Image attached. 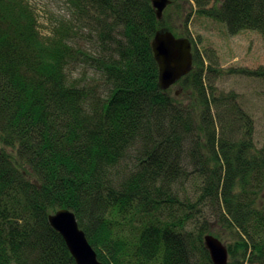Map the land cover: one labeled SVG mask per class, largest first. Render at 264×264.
<instances>
[{"label":"trees","instance_id":"obj_1","mask_svg":"<svg viewBox=\"0 0 264 264\" xmlns=\"http://www.w3.org/2000/svg\"><path fill=\"white\" fill-rule=\"evenodd\" d=\"M67 1L94 37L96 24L94 50L72 44L73 23L42 37L29 2L0 0V264H76L48 222L59 210L103 264H212L206 235L228 241V264H264V144L210 78L215 52L194 47L163 91L151 0ZM171 1L264 38V0ZM81 58L96 86L70 78Z\"/></svg>","mask_w":264,"mask_h":264},{"label":"rangeland","instance_id":"obj_2","mask_svg":"<svg viewBox=\"0 0 264 264\" xmlns=\"http://www.w3.org/2000/svg\"><path fill=\"white\" fill-rule=\"evenodd\" d=\"M26 1L35 11L42 37L52 36L61 24L73 23L72 44L81 50L97 48V35L94 37L87 25L73 20L67 0ZM213 4L214 1H211ZM184 6V13L178 12L175 7L165 10L164 18L168 26L164 28L170 29L176 38L190 39L193 48L199 49L203 55L206 50L215 52L213 68L218 72H211L210 78L215 80V87L221 94L236 96L238 105L252 122L254 143L256 147H261L264 144V80L243 75L241 70L264 69L263 36L255 31L231 35L221 22L198 15L194 2L187 1ZM90 24L96 32V24ZM69 76L78 83L86 81L91 86H96L100 78L84 58L70 64ZM178 88L173 87L172 93L178 92ZM226 238L230 240L232 236L226 235ZM223 243L227 246L228 241Z\"/></svg>","mask_w":264,"mask_h":264},{"label":"water","instance_id":"obj_3","mask_svg":"<svg viewBox=\"0 0 264 264\" xmlns=\"http://www.w3.org/2000/svg\"><path fill=\"white\" fill-rule=\"evenodd\" d=\"M158 20L171 4V0H151ZM154 59L159 68V88L168 90L188 75L193 67L192 44L188 38H176L166 28L158 30L152 41ZM50 226L64 239L76 264H102L79 228L76 216L69 210H59L48 217ZM206 250L212 264H228L226 246L215 236L204 237Z\"/></svg>","mask_w":264,"mask_h":264},{"label":"bare ground","instance_id":"obj_4","mask_svg":"<svg viewBox=\"0 0 264 264\" xmlns=\"http://www.w3.org/2000/svg\"><path fill=\"white\" fill-rule=\"evenodd\" d=\"M98 31H99V30L97 29L96 32H95L97 36L100 35V33H99Z\"/></svg>","mask_w":264,"mask_h":264}]
</instances>
